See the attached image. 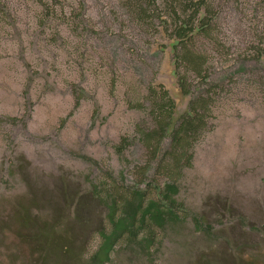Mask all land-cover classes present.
<instances>
[{
	"label": "rangeland",
	"instance_id": "obj_1",
	"mask_svg": "<svg viewBox=\"0 0 264 264\" xmlns=\"http://www.w3.org/2000/svg\"><path fill=\"white\" fill-rule=\"evenodd\" d=\"M199 97L180 220L149 253L120 242L106 264H264V0H0V264H87L110 227L99 190L135 184L138 168L168 180L157 164L172 165L173 129ZM167 102L150 161L142 132Z\"/></svg>",
	"mask_w": 264,
	"mask_h": 264
},
{
	"label": "trees",
	"instance_id": "obj_2",
	"mask_svg": "<svg viewBox=\"0 0 264 264\" xmlns=\"http://www.w3.org/2000/svg\"><path fill=\"white\" fill-rule=\"evenodd\" d=\"M203 3V2H202ZM200 3H197L195 12H197ZM192 19L184 21L178 29V37L185 39L194 32ZM206 29L207 23L201 21ZM183 62L187 61L189 66L198 75H201L202 66L205 59L200 55L194 54L190 49L183 53ZM183 91H186L183 85ZM168 103V102H167ZM172 102L168 103L167 108L164 104L159 105L156 110L160 115L159 127L151 131H143L146 144L150 147L149 160L156 159L159 153L158 143L167 133L170 132L171 118L173 116ZM170 105V106H169ZM208 98L199 97L191 102L190 110L181 119V122L174 127L172 132V145L174 149L170 152L172 165H167L163 160L159 161L155 175L167 176L168 180L163 183L157 181V177L150 179L148 170L137 169L138 181L135 184L126 185L122 190H118L115 185L113 191L102 188L99 190L102 204L107 208V218L110 224L109 229L100 230L101 241L90 256L87 264H106L110 262L112 253L120 242L123 246L130 249H136L142 254L149 253L159 242L157 239V230H165L168 224L180 220L178 213V202L175 195L179 192L176 182L177 175L183 164H190L193 154L190 152L193 140L205 125L204 118L208 115ZM118 151L122 150L118 146ZM148 161L147 164L150 162ZM183 161L182 166H178ZM146 165L142 168H145ZM129 186V187H128ZM156 188L157 198L151 196L152 189ZM196 227L203 229V221L197 215ZM210 227V224L206 225ZM157 229V230H156ZM155 251L152 253L154 254ZM151 259V258H150ZM151 261H153L151 259Z\"/></svg>",
	"mask_w": 264,
	"mask_h": 264
}]
</instances>
